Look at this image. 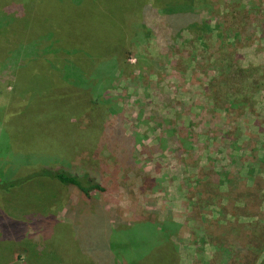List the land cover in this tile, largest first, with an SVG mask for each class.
I'll list each match as a JSON object with an SVG mask.
<instances>
[{
  "label": "rangeland",
  "instance_id": "obj_1",
  "mask_svg": "<svg viewBox=\"0 0 264 264\" xmlns=\"http://www.w3.org/2000/svg\"><path fill=\"white\" fill-rule=\"evenodd\" d=\"M14 1L0 0V177L38 164L96 179L104 191L88 199L69 189L56 218L74 224L77 214L89 217L87 228L110 233L119 261L165 240L177 246L179 264H259L264 0L202 2L197 8L213 35L205 47L185 29L166 42L161 13L148 6L143 13L132 1L115 50L107 47L113 30L95 22L103 9L128 0L86 1L84 18L65 15L78 37L103 47L85 56L54 47L51 33L9 30L12 16L20 18ZM41 4L54 10V20L63 7ZM219 42L223 61H216ZM44 224L51 237L53 222ZM5 230L16 238L35 233L10 217ZM14 249L22 260L24 252Z\"/></svg>",
  "mask_w": 264,
  "mask_h": 264
},
{
  "label": "trees",
  "instance_id": "obj_2",
  "mask_svg": "<svg viewBox=\"0 0 264 264\" xmlns=\"http://www.w3.org/2000/svg\"><path fill=\"white\" fill-rule=\"evenodd\" d=\"M32 1L36 4L33 9L20 0L13 2L12 8L15 15H20V20L12 16V20L16 22L11 24L9 30L20 28V32H26L31 28L29 31L32 32L34 29L35 31L39 29V33L47 34L46 37H49L51 33L56 41L54 47L59 46L64 50L74 49L83 56L87 53H100L103 50L99 42L78 37L69 21L67 25L65 19L66 12L68 15L73 12L78 14L77 20L80 16L84 18L85 16L80 13V11L84 13L80 5L94 0H54L55 4L63 6L56 9L58 12L56 20H54V10L53 13L49 7H44L41 0ZM132 1L140 4L143 13L147 10V6L161 13V17L165 20V27H162V30L168 31L166 42L176 31L185 29L194 37L193 40L196 43L203 47L210 45L213 37L212 30L206 20L200 16L197 8L205 0H128L116 6L115 11L111 8L103 9L101 11L103 20L95 22L113 30V35L115 34L111 38L113 41L107 45L110 50H115L117 44L123 46L124 38L117 32L122 30L124 14L132 5ZM0 7L3 8L4 3ZM94 10L98 11L97 5ZM2 12L1 10L0 14ZM4 12L9 13V10L6 8ZM95 17L94 14L93 18ZM9 30L5 29V31ZM59 40L60 44L57 43ZM1 42L0 44L5 43ZM217 49L216 61H223L227 51L224 42L222 44L219 42ZM30 166L22 175L10 173L0 177V264H179L177 246L165 240L159 241L157 245L152 246V249L144 250L140 255L135 253L133 255L135 260L119 261L116 259V252L110 247V233L102 237V234L87 228L86 221L89 217L77 214L74 224L63 223L56 218V210L66 199V192L69 189L76 188L89 199L92 191H104V187L88 174L78 175L64 169L51 170L38 164ZM7 217H10L17 225L23 224L25 228L30 225L35 233L17 238L10 235L5 230ZM26 218H29L28 222ZM46 220L53 222L51 237H45L42 232L47 227L48 223L44 224ZM59 228L67 232L60 237L61 239L55 233ZM89 231H92V234ZM212 234L209 232L210 237ZM129 244L130 249L133 250L134 243L130 240ZM15 246L24 252L22 260L20 252H17V258L13 257V252L16 251ZM224 251L229 253V250ZM222 259L226 260L227 257ZM259 264H264V257Z\"/></svg>",
  "mask_w": 264,
  "mask_h": 264
}]
</instances>
